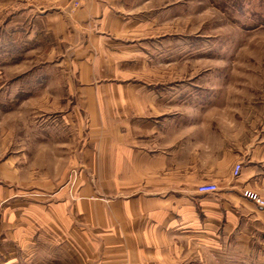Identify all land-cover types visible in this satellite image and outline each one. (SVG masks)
<instances>
[{
  "label": "crops",
  "instance_id": "obj_1",
  "mask_svg": "<svg viewBox=\"0 0 264 264\" xmlns=\"http://www.w3.org/2000/svg\"><path fill=\"white\" fill-rule=\"evenodd\" d=\"M173 4L52 0L34 15L32 31L49 45L40 82L59 66L65 90L51 95L64 99L60 112L31 131L42 141L71 137L59 184L70 168L79 165V173L69 192L48 179H22L12 156L0 160L4 264L20 256L48 264H217L226 252L238 260L264 250V208L241 195L245 188L264 196V138L185 122L190 115L178 103L186 91L152 71L162 62L155 45ZM204 182L218 190L199 193Z\"/></svg>",
  "mask_w": 264,
  "mask_h": 264
},
{
  "label": "rangeland",
  "instance_id": "obj_2",
  "mask_svg": "<svg viewBox=\"0 0 264 264\" xmlns=\"http://www.w3.org/2000/svg\"><path fill=\"white\" fill-rule=\"evenodd\" d=\"M171 2V19L161 20V44L155 45L162 62L152 71L170 80L182 96L191 92L192 102L186 104L183 97L178 103V109L190 115L185 122L222 124L226 130L236 126L239 135L264 138V0ZM50 4L52 0H0V160L12 156L22 179H48L51 186L63 185L70 192L77 184L79 165L70 168L60 184L58 178L73 153L72 138L42 141L31 131L47 115L55 118L64 102L51 96L65 90L59 66L49 69L48 84L40 82L48 71L42 67L48 63L49 45L40 31H32L34 15ZM34 81L37 84L30 83ZM41 90L50 95L30 93ZM79 146L76 135V152ZM71 169L77 171L73 183L68 181ZM243 253L233 260L226 252L218 263L264 264V250L258 246ZM14 264L48 263H25L20 256Z\"/></svg>",
  "mask_w": 264,
  "mask_h": 264
},
{
  "label": "built area",
  "instance_id": "obj_3",
  "mask_svg": "<svg viewBox=\"0 0 264 264\" xmlns=\"http://www.w3.org/2000/svg\"><path fill=\"white\" fill-rule=\"evenodd\" d=\"M69 1L72 7H79L81 5L82 0H69ZM241 167H242L241 163L234 164L232 168L233 177L238 176L241 170ZM76 177H77V171L75 169H71L69 176H68V181L73 183L76 180ZM196 189L199 193L207 194V193L216 192L218 190V187L214 182H204V183L197 185ZM241 195L245 197L246 199L255 203L257 206L264 208V197H262L256 191L243 188L241 191Z\"/></svg>",
  "mask_w": 264,
  "mask_h": 264
}]
</instances>
